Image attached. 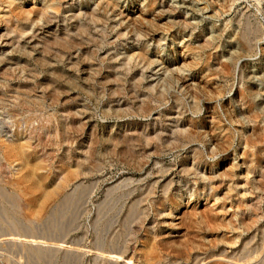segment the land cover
Listing matches in <instances>:
<instances>
[{
    "label": "rangeland",
    "instance_id": "374dc122",
    "mask_svg": "<svg viewBox=\"0 0 264 264\" xmlns=\"http://www.w3.org/2000/svg\"><path fill=\"white\" fill-rule=\"evenodd\" d=\"M71 6L104 20L82 33ZM156 83L162 108L175 93L207 125L198 175L180 173L189 146L162 155L175 178L164 202L156 156L133 167L108 140L156 128ZM255 122L264 128V22L252 0H0V264H116L109 251L118 264H219L251 235L244 220L264 221V162L246 142ZM137 179L153 191L124 195Z\"/></svg>",
    "mask_w": 264,
    "mask_h": 264
},
{
    "label": "bare ground",
    "instance_id": "6f19581e",
    "mask_svg": "<svg viewBox=\"0 0 264 264\" xmlns=\"http://www.w3.org/2000/svg\"><path fill=\"white\" fill-rule=\"evenodd\" d=\"M66 12L70 13L73 18L79 19V22L76 24V28L80 23L79 31L82 33L89 32L92 21L95 22L96 26H98L99 23L101 24V22L104 20V16L101 12L93 11L90 12L89 22H82L81 15L83 19V10L77 9L73 6H71V8H67ZM41 14L50 20L54 16V13H47L46 11H41ZM18 29V32H23L25 27ZM68 33L72 35V33ZM73 44L74 45L72 48L76 45L75 43ZM138 57L150 60L146 52L138 53ZM130 58H135V56L132 55ZM127 61L128 60H126V62ZM185 83L186 81H184V84ZM166 88L167 85L163 83H156V128L146 125L138 126L137 128H129L130 126H128V129H123V131L111 130L108 136L109 142L112 144V146H114L115 149L122 148L127 160L133 164V167L140 168L143 165L144 158L141 156H149V158L156 156V189L158 187H162L163 190V194L158 197L157 202H164L166 199H169L167 195L169 194V190L175 182V178L173 176L169 178V172L171 171L170 168L161 162L162 155L164 153L167 151L181 152L187 146L192 148V151H186V155L181 158L182 163L180 173L183 175H198L199 164L204 163L206 160V152L198 142H206L204 137L205 132H207V125L204 121H199L194 117L187 115L185 111L181 110L180 106L182 104V99L175 93L172 94L171 97V99L173 98V101H171L168 106L162 108L163 104L168 103V91ZM248 95L246 91H241L240 96L242 99L247 98ZM256 117L258 116L255 115V118ZM203 128H205L206 131H203ZM140 137L144 139L146 142L145 144L140 143ZM154 142H156L155 145H153ZM246 142L249 146L254 147V150L252 151L253 156H255L258 161L263 163L264 128L255 122L252 132L247 136ZM99 145L98 137L96 136L93 138L90 145V152L92 154L99 152ZM137 145L144 146H140L138 150ZM212 153L215 155L214 152ZM97 164L99 163L96 161L95 165ZM163 176H166L167 178L161 181ZM145 179H137L135 182H133V185L126 184L123 194L133 197V195L137 192H140L141 194L151 193L155 187V184L152 185V182H147ZM256 182L258 187L264 191V166L262 167ZM182 200L183 197L180 199V201ZM250 212L254 215H257L256 221L259 220L257 209L252 206ZM262 216H264V213H262L260 217ZM243 223L248 227L249 230L252 231L251 235L247 237H241L239 240L233 241V243L238 242L239 245L232 251L228 252L223 250L219 254H216L219 256V264H264V221L256 224L255 226H251V224H249L246 220H244ZM103 256L109 261H115L116 264L123 260L122 254H119L118 252H104ZM129 259L130 264L135 262L138 264H143L135 257H129Z\"/></svg>",
    "mask_w": 264,
    "mask_h": 264
},
{
    "label": "built area",
    "instance_id": "2783aa9c",
    "mask_svg": "<svg viewBox=\"0 0 264 264\" xmlns=\"http://www.w3.org/2000/svg\"><path fill=\"white\" fill-rule=\"evenodd\" d=\"M253 7L259 11L260 18L264 22V0H252Z\"/></svg>",
    "mask_w": 264,
    "mask_h": 264
}]
</instances>
